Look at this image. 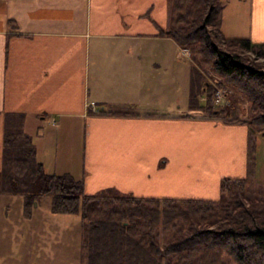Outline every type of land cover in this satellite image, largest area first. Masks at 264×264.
Instances as JSON below:
<instances>
[{"label":"crops","instance_id":"1","mask_svg":"<svg viewBox=\"0 0 264 264\" xmlns=\"http://www.w3.org/2000/svg\"><path fill=\"white\" fill-rule=\"evenodd\" d=\"M251 1L259 35L264 0ZM169 24V0H0V177L5 115L21 113L44 142L68 128L85 192L174 199L245 178L248 127L189 112V51L158 37Z\"/></svg>","mask_w":264,"mask_h":264},{"label":"trees","instance_id":"2","mask_svg":"<svg viewBox=\"0 0 264 264\" xmlns=\"http://www.w3.org/2000/svg\"><path fill=\"white\" fill-rule=\"evenodd\" d=\"M222 8L219 0H169L170 24L158 35L189 51V112L222 118L224 111H214L212 103L223 86L233 87L250 105L245 122L248 175L223 179L216 200L138 198L115 189L87 196L84 172L80 178L45 174L34 139L25 131L26 115H5L1 191L24 197L28 218L31 201L43 196L52 198L55 214H80L85 224L82 264H201L196 260L208 254H213L212 264H225L214 256L219 253L228 254L235 264H264V198L246 194L257 177L256 136L264 133V68L253 66L241 54L249 51L264 56V44L224 37L217 27ZM203 98L205 104L200 101ZM128 114L90 110V115ZM205 218L215 220L212 226H199L197 220ZM172 228L177 230L176 238L164 240L162 232ZM203 252L206 256H201Z\"/></svg>","mask_w":264,"mask_h":264},{"label":"rangeland","instance_id":"3","mask_svg":"<svg viewBox=\"0 0 264 264\" xmlns=\"http://www.w3.org/2000/svg\"><path fill=\"white\" fill-rule=\"evenodd\" d=\"M219 2L223 6L220 15V23H223L222 31L219 29L218 20L217 27L224 37L229 39H248L255 43L252 39L255 35L258 38L257 40L255 39L257 41L255 44H264V40L261 41L260 39V36L264 33L259 31V35L256 33L253 35L251 31L252 16L249 14L252 10L251 0H219ZM213 40H215V38H213ZM221 47L224 49L225 45H222ZM241 54L251 61V63L253 62V66L255 65V67L259 69L264 68V56H258L256 53L249 51L242 52ZM220 90L221 97H219V99L221 100L218 103L215 100L217 104L212 103L213 109L217 112L223 110L225 114L222 118L208 120H223L228 123H242L246 125L245 122L250 116V105L247 100H245V98L231 86H223ZM187 99L189 98H186V101ZM200 101L202 104H205L206 98H203ZM196 113L203 116L205 115L202 112ZM204 117L206 118V116ZM67 129L68 128L66 127L65 129L57 127L54 138L44 142L36 137V129H33V127L29 125L28 132L34 137V144L38 148L37 160L39 163L43 164L45 174L74 176L70 173L71 170L72 172L77 171L76 166L71 164V161L73 160V158H71L72 153L69 150L70 148L66 145L69 138V136L67 137ZM256 143L257 155L255 156V165H257V177L252 183L250 182V185H248L246 194L252 198L262 197L263 199L264 133L259 131L256 136ZM61 144L66 145V148L61 149L62 154L60 156V153L58 154V146H61ZM64 153H66V155ZM172 171L175 174L177 172L175 169ZM79 176L81 175L77 174L76 177H74L80 178ZM228 178L241 179L233 177ZM126 179L132 184L130 178ZM221 184L222 181L219 186V194L216 190L210 192L182 191L169 198L216 200L220 197ZM107 189L103 187L101 189H86L87 192L84 193L87 196H91ZM122 192L137 197L132 191ZM31 202V205L33 204L31 210L32 218L29 219L25 214L24 197L11 196L3 193L1 191L0 181V264H82L81 256L83 255V252L81 246L84 238L85 224L82 221L81 215L53 213L52 198L50 196H43L39 201ZM177 205L184 206V204ZM212 219L213 218H205L204 220L197 221L199 226L203 228L212 226L215 221ZM214 228L215 227H211L210 229ZM176 231L177 230H174L173 228L167 232L163 231L162 238L169 242L173 241V239L176 238ZM204 252L201 256H206V253ZM219 254H221V256L218 254H215L214 256L218 259L220 258L219 260H221V263L235 264L228 254ZM208 256L209 254L206 257H203V259L196 261L201 264L214 263V260L211 259L213 258V254L212 256L210 255L211 257Z\"/></svg>","mask_w":264,"mask_h":264},{"label":"built area","instance_id":"4","mask_svg":"<svg viewBox=\"0 0 264 264\" xmlns=\"http://www.w3.org/2000/svg\"><path fill=\"white\" fill-rule=\"evenodd\" d=\"M219 97H221V90H218V92H217V94H216V97H215V100H216L217 103L220 102V100H221V99H219ZM216 102H215V103H216ZM217 103H216V104H217Z\"/></svg>","mask_w":264,"mask_h":264}]
</instances>
